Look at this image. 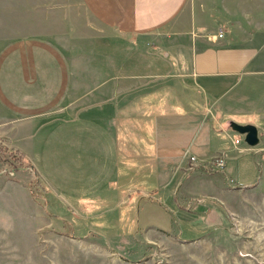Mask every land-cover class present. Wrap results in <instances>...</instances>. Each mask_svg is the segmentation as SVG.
<instances>
[{"label": "crops", "instance_id": "obj_1", "mask_svg": "<svg viewBox=\"0 0 264 264\" xmlns=\"http://www.w3.org/2000/svg\"><path fill=\"white\" fill-rule=\"evenodd\" d=\"M78 1L89 35L79 37L68 15L70 29L53 32L48 19L46 30L0 45L9 148L25 156L48 194L92 208L133 206V190L166 203L176 202L178 190L213 202L209 191L219 185L206 179L213 175L251 187L256 161L264 160V24L257 14L251 24L227 0H219L217 18L207 0ZM231 122L255 126L260 144L244 151Z\"/></svg>", "mask_w": 264, "mask_h": 264}, {"label": "rangeland", "instance_id": "obj_2", "mask_svg": "<svg viewBox=\"0 0 264 264\" xmlns=\"http://www.w3.org/2000/svg\"><path fill=\"white\" fill-rule=\"evenodd\" d=\"M207 2L217 18L220 1ZM226 3L249 23L257 14L264 24V0ZM68 15L77 23L79 37L89 35V19L78 0H0V45L28 30H46L52 26L48 19L56 23L53 32L70 29L74 24ZM216 31L217 37L224 34L221 28ZM3 121L0 112V143L11 149ZM28 163L26 170L0 176V264H264L263 156L256 161V182L249 188H235L221 176L206 177L219 185V192L209 191L217 197L213 202L189 199L178 190L176 202L166 203L141 198L144 192L133 190L128 193L133 206L115 202L92 208L56 202ZM193 211L202 214L193 213L195 220L188 222Z\"/></svg>", "mask_w": 264, "mask_h": 264}, {"label": "trees", "instance_id": "obj_3", "mask_svg": "<svg viewBox=\"0 0 264 264\" xmlns=\"http://www.w3.org/2000/svg\"><path fill=\"white\" fill-rule=\"evenodd\" d=\"M213 161V160H212ZM0 162L3 165H9L13 171H22L26 170L27 167L30 168L28 161L26 160L25 156L18 150L14 149H8L6 146L2 145L0 143ZM199 169V168H197ZM37 188L40 190H43V186H39L40 182L38 179H36ZM194 212L188 213V222H193L195 219H193L192 215ZM68 236H70L68 234Z\"/></svg>", "mask_w": 264, "mask_h": 264}, {"label": "water", "instance_id": "obj_4", "mask_svg": "<svg viewBox=\"0 0 264 264\" xmlns=\"http://www.w3.org/2000/svg\"><path fill=\"white\" fill-rule=\"evenodd\" d=\"M230 129L238 135L243 136V141L248 147L254 148L259 144L258 130L255 126H242L231 122Z\"/></svg>", "mask_w": 264, "mask_h": 264}, {"label": "built area", "instance_id": "obj_5", "mask_svg": "<svg viewBox=\"0 0 264 264\" xmlns=\"http://www.w3.org/2000/svg\"><path fill=\"white\" fill-rule=\"evenodd\" d=\"M218 37L219 38H222L223 37V35L222 34H219L218 35ZM240 142H241V140H234V142H233V144L234 145H238V144H240ZM259 144H260V139H259ZM258 144V145H259ZM244 145H245V148L243 149L244 151H248V150H250L251 148L250 147H248L245 143H244ZM257 145V146H258ZM263 150H264V145H263V148H262ZM189 161L190 162H195V159L193 158V157H190L189 158ZM213 164H214V166L217 168V169H219V170H222V169H224V167H225V161H224V159H223V157L221 156H217V157H215V159H214V161H213ZM2 166H3V169H1L0 170V176L1 175H13V173H15V171H13L12 169H11V167L9 166V165H3L2 164Z\"/></svg>", "mask_w": 264, "mask_h": 264}]
</instances>
